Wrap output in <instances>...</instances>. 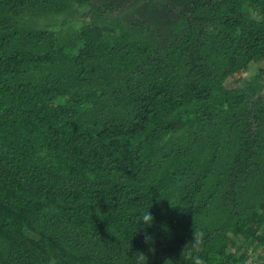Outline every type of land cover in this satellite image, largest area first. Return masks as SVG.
Masks as SVG:
<instances>
[{"label":"trees","instance_id":"16d2710c","mask_svg":"<svg viewBox=\"0 0 264 264\" xmlns=\"http://www.w3.org/2000/svg\"><path fill=\"white\" fill-rule=\"evenodd\" d=\"M92 1L0 0V264H264V0Z\"/></svg>","mask_w":264,"mask_h":264},{"label":"rangeland","instance_id":"374dc122","mask_svg":"<svg viewBox=\"0 0 264 264\" xmlns=\"http://www.w3.org/2000/svg\"><path fill=\"white\" fill-rule=\"evenodd\" d=\"M112 1V0H108ZM102 2L99 0H93L90 4L79 7L76 9V13L73 16H57L54 18H51L48 22H41L42 27H46L48 29H51L56 32H62L69 31L71 33H78L80 31L81 27L90 24L92 19L94 18V10L97 8H101ZM163 2H159L155 4V8L157 11H161L163 7L169 8L168 5H162ZM131 3H126L125 7H121L115 10H112V12L103 10V16L106 17V20L109 24H119V25H125L129 23L130 21L134 19H140V11L138 10L141 8L142 4H139L137 6H131ZM264 68V64H251L246 72H244L240 77H238V82L240 83L239 87H241L243 84L247 83L252 76L257 74V71ZM224 86L226 88H234L235 85L233 83V78H228ZM26 235L31 238L37 240L38 237L30 232L26 231ZM257 256V255H256ZM256 256H253L247 264H257L258 258ZM260 262V261H259Z\"/></svg>","mask_w":264,"mask_h":264}]
</instances>
